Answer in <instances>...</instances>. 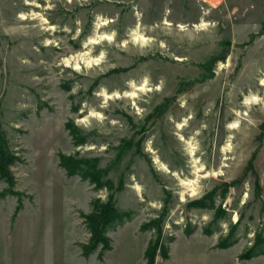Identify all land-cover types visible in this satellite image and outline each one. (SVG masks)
I'll return each mask as SVG.
<instances>
[{"label": "rangeland", "instance_id": "rangeland-1", "mask_svg": "<svg viewBox=\"0 0 264 264\" xmlns=\"http://www.w3.org/2000/svg\"><path fill=\"white\" fill-rule=\"evenodd\" d=\"M263 80L264 0H0V127L23 158L22 208L0 195V264L84 263L81 213L109 192L61 154L97 159L136 212L108 231L109 261L140 264L159 240L156 264L177 239L231 234L219 254L241 261L264 238Z\"/></svg>", "mask_w": 264, "mask_h": 264}, {"label": "trees", "instance_id": "trees-1", "mask_svg": "<svg viewBox=\"0 0 264 264\" xmlns=\"http://www.w3.org/2000/svg\"><path fill=\"white\" fill-rule=\"evenodd\" d=\"M66 126L76 146L88 143L86 136L83 135L82 131L72 121L67 122ZM22 161V156L17 150L11 148L6 133L0 127V178L7 183V187L0 195L2 197L6 195L19 196L17 212L22 208L23 204L20 197L22 194L16 189L17 180L13 166ZM60 164L66 169L68 175H79L83 180H88L93 184L96 190L106 189L109 192L106 200L100 197L94 198L91 202L92 210L81 213L90 231L88 242L82 244L83 255L89 257L99 251L98 256L100 259H103L105 252L112 249V239L108 235V231L117 225L132 220L136 212L131 209L123 210L117 206L114 184L107 177L106 171L99 166L97 159L77 158L75 155L61 154ZM191 204L200 207L207 206L206 200H196ZM209 205L213 207L214 204L212 202ZM155 228L159 232L161 231L158 220H150L141 226V229L144 231ZM191 230H188V233H191ZM214 230L207 229L206 233L211 234ZM236 241L237 238L231 234L220 239L217 247L226 249L231 247ZM160 246L159 240L155 242L150 241L145 251L146 264H155L157 255L161 253ZM162 254L164 258L169 257L168 251ZM262 254H264V238L259 237L252 247L239 255V259L249 260Z\"/></svg>", "mask_w": 264, "mask_h": 264}, {"label": "crops", "instance_id": "crops-1", "mask_svg": "<svg viewBox=\"0 0 264 264\" xmlns=\"http://www.w3.org/2000/svg\"><path fill=\"white\" fill-rule=\"evenodd\" d=\"M148 245L149 243H146L143 246L140 264H146L145 251ZM210 245L212 247L216 246V248L211 250L209 249ZM113 248L109 251V253L113 250ZM219 250L220 248L217 247V243L208 242L204 239H195L193 237L180 238L171 245L169 257L164 262L157 260L156 264H264V255L237 262L234 258L223 257L219 254ZM209 252H212L213 255L211 263H209V259H204L205 253ZM215 255L217 257L214 258ZM82 258L84 259V263L82 262L83 264H115L114 262L109 261L108 254L104 255L103 259L98 258V256L94 254L89 257L82 256ZM78 259H81V257L77 256V258H75V260Z\"/></svg>", "mask_w": 264, "mask_h": 264}, {"label": "bare ground", "instance_id": "bare-ground-1", "mask_svg": "<svg viewBox=\"0 0 264 264\" xmlns=\"http://www.w3.org/2000/svg\"><path fill=\"white\" fill-rule=\"evenodd\" d=\"M103 24H106V22L105 23H103ZM166 24H170V23H168V22H166ZM205 25H207V24H202V25H200V26H205ZM181 28H183V26L181 27ZM139 38L140 39H142L143 41H146L147 40V38L146 37H144L143 35H139ZM262 84H264V80H263V82H262ZM144 89V87L143 88H140V89H138V90H143ZM132 96H136V93H134V94H131ZM184 125V124H183ZM235 126H237V125H235ZM235 126H233V127H235ZM179 127H180V125H179Z\"/></svg>", "mask_w": 264, "mask_h": 264}]
</instances>
